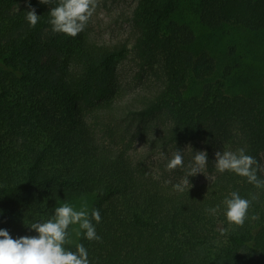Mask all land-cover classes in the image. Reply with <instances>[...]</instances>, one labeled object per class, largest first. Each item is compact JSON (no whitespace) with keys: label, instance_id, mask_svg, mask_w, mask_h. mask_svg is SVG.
Listing matches in <instances>:
<instances>
[{"label":"trees","instance_id":"obj_1","mask_svg":"<svg viewBox=\"0 0 264 264\" xmlns=\"http://www.w3.org/2000/svg\"><path fill=\"white\" fill-rule=\"evenodd\" d=\"M55 6L0 0V229L36 236L31 223L92 194L101 241L74 242L71 226L66 245L83 244L90 264H264V188L215 169L177 192L136 147L141 133L150 146L202 143L211 157L244 148L264 169V0H138L134 48L162 74L128 104L118 95L127 44L94 39L91 18L74 38L53 34ZM234 191L256 196L239 228L224 214Z\"/></svg>","mask_w":264,"mask_h":264},{"label":"clouds","instance_id":"obj_2","mask_svg":"<svg viewBox=\"0 0 264 264\" xmlns=\"http://www.w3.org/2000/svg\"><path fill=\"white\" fill-rule=\"evenodd\" d=\"M41 4H53L54 0H39ZM56 6L51 7L48 23L53 34L62 33L69 37H76L87 26L97 7V0H55ZM40 16L35 9L26 12V22L30 27H35ZM163 157V153H161ZM208 163L205 151L195 152L192 161L187 165L185 176L179 183L173 185L177 192H184L191 188L188 177L198 173L205 175ZM178 167H184L183 155L180 150L172 154L166 164V170L171 172ZM216 172L223 174L225 171L233 172L247 179V182L257 188H264V180L257 176L258 171H264L259 166L258 161L245 154V149L240 148L233 151H217L215 153ZM209 180V176L205 175ZM158 178V177H156ZM256 199L253 195L251 199L242 198L238 192L230 193V198H225V217L228 226L231 228L242 227L249 219L248 212L252 202ZM219 206L206 208L205 212L215 215ZM258 217L253 215L251 219ZM101 222L99 210L93 209L89 214L86 208L76 210L74 206L65 202L54 210V215L47 221L31 223L28 227L34 230L36 236H24L13 239L7 230L0 229V264H90L88 251L83 244H76L75 251L66 248L71 244L70 227L78 225L77 236H83L88 241H101L97 235L95 224ZM224 234L225 229H221Z\"/></svg>","mask_w":264,"mask_h":264},{"label":"rangeland","instance_id":"obj_3","mask_svg":"<svg viewBox=\"0 0 264 264\" xmlns=\"http://www.w3.org/2000/svg\"><path fill=\"white\" fill-rule=\"evenodd\" d=\"M189 1L193 2L194 0ZM137 4L138 0H97V7L91 17L90 23L92 37L97 41L107 43L122 42L127 44L128 50L120 58L118 64V95L123 104H128V102L139 103L141 97L149 94L160 82L162 74L158 66L143 64L135 51L134 41L136 35L132 22V14ZM189 17L194 18V15L191 13ZM119 116L120 114H115V116L111 117L114 118L113 120H116ZM106 121H111V118L106 119ZM139 127H143V125ZM137 138H140L138 144H136L138 151L146 158L153 173L161 179L172 183H179L186 174L187 165L192 161L195 152L198 151H205L207 153L208 163L205 175L213 179L215 174V156L211 157L204 144H186L180 148L172 145L150 146L145 144L146 139L144 134H138ZM177 150L182 152L184 167H178L169 172L166 170V164ZM225 150L226 148L224 147L216 150V152H224ZM161 153H163V157ZM205 175L198 173L195 176L188 177L190 184L208 182L209 179ZM92 201V194H84L72 206L76 210L86 208L89 212ZM72 228V240L76 242L79 238L76 235L78 225H74Z\"/></svg>","mask_w":264,"mask_h":264}]
</instances>
